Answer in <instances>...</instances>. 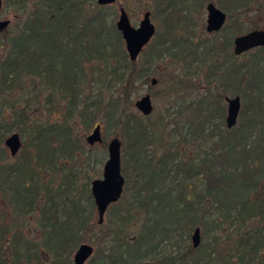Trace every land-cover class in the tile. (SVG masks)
I'll return each instance as SVG.
<instances>
[{"label": "trees", "instance_id": "obj_1", "mask_svg": "<svg viewBox=\"0 0 264 264\" xmlns=\"http://www.w3.org/2000/svg\"><path fill=\"white\" fill-rule=\"evenodd\" d=\"M29 1L12 0V3L25 12ZM206 1L226 14V24L212 37L203 39L191 26L205 27L197 18ZM263 3V0H156L157 11L163 5V9H170L169 16L162 20L165 36L148 47L150 55L140 62L139 56L135 61L129 59L115 18L107 19V5H99L96 0H34L21 27L12 32L7 28L1 33L5 37V56L0 54V92L25 86L22 79L31 84L36 81L35 76L48 80L56 70L66 99L63 121L67 125L59 122L60 110L56 106L58 112L51 110V113L57 120L35 126L30 151L23 145L19 153L23 156H16L15 163H7L1 131H10L21 120L14 118L11 124L0 121V187L7 189V203L19 212V218L27 217L28 212H38L40 231L39 241L35 242L27 235L24 219L13 216L7 223L0 216V264H72L70 256L84 242L97 243L89 259L92 264H224L226 255L215 254L227 246L218 243H229L230 235L222 241L212 237L201 243L211 230L208 220L211 216L213 229L228 226L236 231L233 240L236 247L229 249L235 252L228 257L229 263L264 264V174H258L264 164V69L260 68L264 46L254 48L255 54L260 55L246 66L223 60L218 71L213 66L216 63L210 61L229 55L234 36L245 29L248 32L261 27ZM162 55L180 62L184 73L177 83L179 89L189 86L187 81L192 78L187 71L196 62L199 64L196 70L202 72L206 68V90L209 92L214 81L212 88L216 94L194 97L193 102L181 105L184 112L175 110L185 119L193 140L189 141L185 134L179 140L166 142L158 157L153 136L159 134L163 139L166 131L163 125L167 126L168 121L159 117L163 125L156 120L146 124L129 114L128 108L138 81L146 77L143 81L147 83L151 61ZM231 56L235 57L234 52ZM244 67L245 79L241 75ZM225 71L232 77L233 72L237 73V85L242 78L246 80V88L240 91L235 87L236 96L243 99V108L238 114L239 124L230 129L226 127L221 105V99L227 97L224 92H232L225 84ZM97 82L113 86L114 90L103 87L95 99L83 96V89ZM15 102L18 101L9 96L8 107H14ZM100 116L104 125L121 126L122 136L127 137L124 156L128 148L133 163L128 165L126 159L122 160L121 173L125 179L122 195L108 207V219L98 224L92 220L96 207L88 190L90 177L86 176L82 182L75 177L78 162L72 155L82 150V144L73 136L75 122L69 120L77 118L79 126L88 129L99 122ZM176 129L177 125L169 130L175 133ZM210 138L216 139L211 153L201 147ZM191 143L193 156L187 158L181 148ZM102 145L107 146L105 139ZM134 146L139 150L135 157ZM139 163L150 170L152 182L146 179ZM64 167L68 169L66 173ZM45 171L49 174L41 181L40 175ZM198 185H204L205 190L196 192ZM239 187L244 190L241 194ZM227 189L233 190L229 196ZM85 192L83 206L81 198ZM197 227L201 230L200 242L194 247L189 243V234ZM177 236L183 245H178L181 247L174 254L158 251L164 241L175 240ZM14 244L23 245L26 251L18 253ZM220 255L224 257L217 258ZM100 259L103 262H98Z\"/></svg>", "mask_w": 264, "mask_h": 264}, {"label": "rangeland", "instance_id": "obj_2", "mask_svg": "<svg viewBox=\"0 0 264 264\" xmlns=\"http://www.w3.org/2000/svg\"><path fill=\"white\" fill-rule=\"evenodd\" d=\"M29 3L34 4V0H30ZM30 4H28L24 12V10L20 9L15 4H13L12 0H2L1 8H0V20L10 21V25L8 27V30H10L9 32H12L21 27V24L24 21V18L30 9ZM206 4H207V1L204 3L202 7L203 9L201 10L197 18V20L199 19L198 22L200 23V25H203V26H206V17H207ZM164 6L165 5L160 6L157 11L156 0H118L117 2L113 4L107 5L108 8L106 10V13L108 15L107 17L108 20H110L111 18H115V22H116L120 14V9L123 8L127 12L131 25L135 27L138 26L139 21L142 19L143 13L145 11L150 12L151 22L155 26L156 35L152 38L149 44L144 48L143 51H145V54L142 56V58H141V54L139 55L138 60L140 62L141 60L145 61L148 55H150V49H148V47L152 46L157 40L165 36L164 35L165 33L163 31L164 25L162 24L163 23L162 20L165 15L166 17L167 15L169 16L170 9H163ZM160 9H162V11ZM260 9L262 10L260 12L264 14V3L260 7ZM191 28L198 31V36H201L203 39L210 38L213 35V33H208L205 30V27H202L201 29V27L199 28V27L191 26ZM260 28L264 29V23L261 25ZM244 32H246V29L245 31H242L239 34H242ZM180 36L182 37V35ZM4 41H5V37L0 34V44H1L0 54L2 56H5ZM229 50H230L229 55H227L228 54L227 53L222 58L220 56V57H215V58L210 59V61H212L211 63H216V65H213L215 70L221 71L219 67L220 66L219 63H222L223 60H225V62L229 61L230 63L235 62L236 64L245 63V66H246L252 60H255L254 59L255 57L260 55V54L256 55L254 49H251L239 55L238 57H236V55L235 57H232V56L230 57L231 53L233 54V45L230 47ZM141 64L146 67V64L144 63H141ZM180 66H181L180 62H174L173 60L163 55L155 60H152L150 63V67L148 68L149 71L146 73L147 74L146 76L148 77V81L147 83H144L143 80L146 77L138 81L137 90L132 94L131 103L128 108L129 114L134 115L136 118L141 119L143 123H146V124L149 121L154 122L155 120L156 122L161 124L162 122L159 117H162L168 121L169 124L167 126L165 124L163 125L162 123V125L166 127V131L164 132V135L160 133L159 128L157 129L160 135L161 136L163 135V139H161L159 134H155L153 136V141L156 146L155 154L158 157L163 152L162 146H164L166 142L173 141V139L179 140L180 137L185 134H188L187 138L189 141L193 140V134L189 133L186 128L187 123L185 122V119L177 115L175 110L184 112L183 108L182 110L180 109L181 105H185V104L193 102L194 97L197 99H200V98L205 97L210 92L216 94L215 90L212 88V86H214V83H215L214 81H212L210 84L209 92L206 90L207 89L206 77L204 75L206 72V68L204 69V71L201 70L202 72H200L199 70H196L199 67V64H197L196 62L191 63L189 66L190 71H187V74H189V76L192 78V80L187 81V84L189 86L187 88L179 89V86L177 85V83L179 82L180 79H183L182 75L184 73V70H182ZM245 68L246 67H244L243 68L244 70H242L241 72V75L244 74V79L246 77ZM260 68L264 69V60L261 63ZM193 71L195 74H193ZM57 74L58 73L55 70V72H52V75L48 77V80H46L42 76L41 77L35 76L34 79H36V81L33 84H31L29 80L22 79L25 86L16 87L15 89H12V91H8V92H0V121L4 123L8 122L9 124H11L14 118L21 120L19 125L13 126L10 131H6L5 129L1 131L4 135V138H7L13 132H16L20 136L22 146L26 145L28 151H30L31 146L33 144L34 135H35V126L45 124L48 121L55 122L57 119L53 117L52 113L53 111H56L55 110L56 106H58L60 110L59 122L67 125L66 121H63L64 115H65L64 113H65L66 99H63V93L61 92V88L58 83L59 78L57 79ZM234 76L235 78H233ZM233 77L228 73V71H225V84L226 86L229 85L231 87L229 89H231L232 92L230 91L224 92L223 96L225 95L229 98H232L233 96H236L235 91H237L238 89H240L241 91L244 88V86L246 88V80H243L242 78L241 82L238 83L237 85V82H236L237 77H238L237 73L234 74L233 72ZM153 78L156 79L155 84H151V80ZM103 87L108 90H114L113 86H108V85L101 86V84L97 82L90 87L87 85L86 88L83 89V96L87 95L91 99H95L97 97L96 95L100 92L101 88ZM235 87L237 90H235ZM145 94L150 95L152 105H153V111L147 118L146 116L142 115L134 106L135 101ZM9 96L18 101L17 103L15 102L16 104L11 109L8 107ZM48 98L50 100H48ZM240 99H241L240 100V103H241L240 110H242L243 99L241 97ZM221 105L223 106L225 110V114H226L227 102L226 100H224V97L221 99ZM51 110H52V113H51ZM184 115H188V114H184ZM171 117L174 118V121H169ZM101 118H102L101 116L98 118L99 120L98 123L101 124L102 139L103 140L105 139L106 143H108V141H110L114 137L119 138V140L121 141V155H120L121 156L120 157L121 166H122V160L124 159H126L125 161L128 165H131L133 161L129 154L128 148H127L126 155L124 156L123 149L125 147L124 144H126L127 142V137L122 136L121 126L120 125L116 126L115 124H112V123L104 125L101 123L102 121ZM70 122H75V124L73 125L75 135L73 136L78 138L80 143L82 144V150H80V152L75 151L74 154L72 155V157L76 158L78 162L77 169L74 170L75 175H76L75 177L80 182H82V180H84L86 176L90 177L89 186H88V190L90 191V182L93 179L102 178L103 166L107 159V146L102 145L103 140L101 143H96L94 145H88V143L86 142V136L90 133V131L92 130L95 124H92L88 129H84L82 126H79L77 118L70 119L69 123ZM176 125L178 126V129H176L175 133L172 130H169L171 128H174ZM141 139L144 140L145 138L142 137ZM215 140H216L215 138H210L208 140H205L202 142L201 147L204 149V151H210L209 153H211L214 150L213 146H214ZM130 143H131V140H130ZM155 146H151V147H155ZM3 147L6 148V151L8 153L6 162L15 163L16 156L19 157L20 155L19 153L21 152L22 147L19 150V153L15 156H11L9 154V150L7 149L5 145ZM181 149H184L185 153L188 154L186 156L187 158L190 156L191 157L193 156V143L188 144L187 146H185L184 148L182 147ZM132 151H133L132 153L134 157L139 155V150L137 146H134ZM138 166L142 169L146 179L152 182L151 172L147 168V166L143 163H139ZM67 171L68 169L64 167L63 172L66 173ZM48 174L49 173L46 171L44 173H41L40 175L41 181L46 180ZM258 174L259 175L264 174V164H262V170L259 171ZM190 190L193 192V184L191 185ZM204 190H205L204 185H198L196 192L200 193ZM227 190L228 191H226V195L227 196L231 195L233 190L232 189H227ZM239 191H241L239 192L241 194L244 190L243 188L241 189L239 187ZM7 194H8L7 189L2 190V188L0 187V216L7 223L11 220V217L13 216H15L18 220L23 221L24 219L25 230L27 232V235L29 236L30 239L34 240L35 242H38L39 233H40L39 223H38V220H39L38 212L37 211L28 212L29 214L27 217H25L26 219L22 217L19 218L18 217L19 212L13 209L11 206H9V204L7 203V200H6V197L8 198ZM254 197L255 195H253L251 199L254 200ZM81 199H82V205L85 206L86 205V192L83 194V197ZM108 217H109L108 213L106 212L104 215V222L108 219ZM211 219H212V216L211 218H208L211 224V230L208 233H206V237L204 239L203 238L201 239V243L205 242L206 240L212 239V237H215L216 241H222L227 235H230V238L228 239L229 243H225V242L218 243L219 246H222L223 244L227 246L223 248V251L218 249L215 255L225 254L226 257L223 260L224 264H231V262L229 263L227 259L230 255H233L235 252L234 251L235 249H232V250H229V249L236 247L233 243L234 234L236 231L235 229H232L231 227H228V226H222L223 228H216L215 230L213 229V222ZM92 220L95 223L97 222L96 211L93 212ZM230 230L232 231L230 232ZM131 231L132 229L128 230L129 235ZM191 236H192V230L190 231V234H189L190 244L192 243ZM84 243L91 245L94 249H95V246H97V243L96 245H93L90 242H84ZM98 245L101 246L103 244L98 243ZM178 245L182 246L183 244H181L177 236L175 240L171 241L170 239L168 241H164L159 246L158 251L163 254L169 253V252H172L174 254L179 249V247H181ZM16 247H17L18 253L22 254L26 251L25 247L21 244H17ZM6 252L10 253L9 250H6ZM93 254H94V251H93ZM93 254L91 255V257L93 256ZM220 256H218L217 258L224 257V255L221 257ZM91 257H89V259ZM70 259L72 263L73 254L70 256ZM89 259L84 264H92V262L90 263ZM98 262H103V260L100 259ZM235 262H236V259H233V263ZM212 264H218V263L213 262Z\"/></svg>", "mask_w": 264, "mask_h": 264}, {"label": "water", "instance_id": "obj_3", "mask_svg": "<svg viewBox=\"0 0 264 264\" xmlns=\"http://www.w3.org/2000/svg\"><path fill=\"white\" fill-rule=\"evenodd\" d=\"M117 0H96L99 5H109ZM0 0V8H1ZM206 31H219L225 21L226 14L213 3L206 5ZM9 20H0V32L5 30L9 25ZM117 30L121 33L124 41L125 50L131 61H135L141 51L150 42L154 33L155 26L151 22L150 12L145 11L138 26L130 23L127 12L121 8L117 21L115 22ZM264 46V29L250 30L244 34L238 35L233 39V52L236 55L243 54L253 48ZM156 79L151 80V84H155ZM227 102V112L225 116V124L227 128H232L237 123L240 111V98L238 96L225 98ZM136 109L144 116L151 114L153 110L152 101L149 94L142 95L134 103ZM101 124L97 123L91 132L86 136L88 145H94L102 142ZM21 139L18 133L13 132L4 139V145L8 148L11 156L17 154L21 147ZM121 141L114 137L107 143V159L103 166L102 178L93 179L90 182V193L93 197L97 213V223L104 221V215L108 207L117 202L123 192L125 179L121 173ZM192 245L197 247L200 242V229H194L192 236ZM94 248L86 243L78 246L73 254L72 264H84L93 254Z\"/></svg>", "mask_w": 264, "mask_h": 264}, {"label": "flooded vegetation", "instance_id": "obj_4", "mask_svg": "<svg viewBox=\"0 0 264 264\" xmlns=\"http://www.w3.org/2000/svg\"><path fill=\"white\" fill-rule=\"evenodd\" d=\"M9 25H10V23H9ZM9 25L7 26V28L9 27ZM224 25H225V24H224ZM224 25H223V27H224ZM223 27H222V28H223ZM7 28H6L5 30L1 31L0 34H1L2 32H4V31H6ZM222 28H221V29H222ZM221 29H220V30H221ZM155 30H156V29H155ZM220 30H219V31H220ZM219 31H217V32H219ZM208 33H216V32L213 31V32H208ZM232 45H233V44H232ZM138 56H139V55H138ZM237 56H239V55H237ZM136 60H137V59H136ZM21 147H22V144H21ZM21 147H20V149H21ZM7 149H8V148H7ZM20 149H19V150H20ZM18 153H19V151L17 152V154H18ZM17 154H16V155H17ZM14 156H15V155H14Z\"/></svg>", "mask_w": 264, "mask_h": 264}]
</instances>
